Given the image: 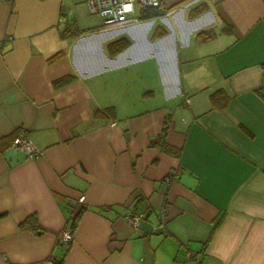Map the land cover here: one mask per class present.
Listing matches in <instances>:
<instances>
[{
	"label": "crops",
	"instance_id": "1",
	"mask_svg": "<svg viewBox=\"0 0 264 264\" xmlns=\"http://www.w3.org/2000/svg\"><path fill=\"white\" fill-rule=\"evenodd\" d=\"M161 8L103 27L86 0H0V143L43 150L0 148V264H264V0Z\"/></svg>",
	"mask_w": 264,
	"mask_h": 264
},
{
	"label": "built area",
	"instance_id": "2",
	"mask_svg": "<svg viewBox=\"0 0 264 264\" xmlns=\"http://www.w3.org/2000/svg\"><path fill=\"white\" fill-rule=\"evenodd\" d=\"M88 10L91 13L98 14L103 27L120 26L138 21L139 14L143 8L161 6V0H86ZM11 148L23 151L26 156L36 158L43 153L35 143L28 139L25 135L19 134L13 138ZM171 176H166L165 182L170 181ZM85 200L84 195H80L77 201L69 210V219L75 218L77 211L82 207ZM145 217L144 211H129L124 216L125 222L133 228H137L140 221ZM160 224L165 223L164 212L159 214ZM57 240L61 244H69L73 240V230L69 227L63 228L57 236ZM191 252H187V257Z\"/></svg>",
	"mask_w": 264,
	"mask_h": 264
},
{
	"label": "trees",
	"instance_id": "3",
	"mask_svg": "<svg viewBox=\"0 0 264 264\" xmlns=\"http://www.w3.org/2000/svg\"><path fill=\"white\" fill-rule=\"evenodd\" d=\"M164 12V10L161 8V6H157V7H147V8H143L139 14V18H149V17H154L157 15H160ZM127 43V41H124L122 38L117 39L116 41H113L111 43V45L115 46L116 48H122L125 44ZM218 92H214L212 94V101L218 98ZM225 98V97H224ZM227 99V97H226ZM224 105V104H223ZM245 130V129H244ZM17 135H19L18 133L15 135H12L10 137V139L5 140L4 142H1V147L0 148H4V147H8L10 146L12 140L14 137H16ZM151 145H159L161 146V148H163L165 151H168L172 154H178V150L170 145H168L164 139L163 136H159L156 139H154L153 141H151ZM103 210V209H102ZM83 211V208H79L77 211V214L75 216V218H70L69 219V228L74 230V227L76 225V220L77 217L80 215V213ZM20 229H30V230H37L38 228V222H37V218L35 215H30L27 218H25L24 220L20 221L18 224ZM59 264V263H58Z\"/></svg>",
	"mask_w": 264,
	"mask_h": 264
}]
</instances>
